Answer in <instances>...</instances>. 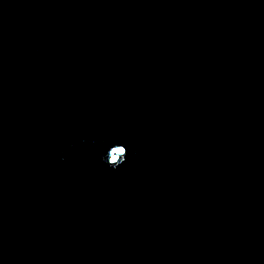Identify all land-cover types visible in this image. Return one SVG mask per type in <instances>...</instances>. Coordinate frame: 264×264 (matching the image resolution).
Wrapping results in <instances>:
<instances>
[{"label": "water", "instance_id": "95a60500", "mask_svg": "<svg viewBox=\"0 0 264 264\" xmlns=\"http://www.w3.org/2000/svg\"><path fill=\"white\" fill-rule=\"evenodd\" d=\"M0 264H264V0H0Z\"/></svg>", "mask_w": 264, "mask_h": 264}, {"label": "clouds", "instance_id": "9594fccd", "mask_svg": "<svg viewBox=\"0 0 264 264\" xmlns=\"http://www.w3.org/2000/svg\"><path fill=\"white\" fill-rule=\"evenodd\" d=\"M116 145H122V146H123V147H122V151H125V150H126V156L123 158V160H122L121 163H119V164H108V163L106 162L105 155L101 157L102 162H105V163L107 164V166H108L109 168L113 169V170H117V169H119V168H120V167L126 162V157H127V148H126V146H124L123 144H120V143H117ZM112 147H113V146H112ZM112 147H111V148H112ZM111 148H110V149H111ZM113 159H115V158L113 157Z\"/></svg>", "mask_w": 264, "mask_h": 264}]
</instances>
